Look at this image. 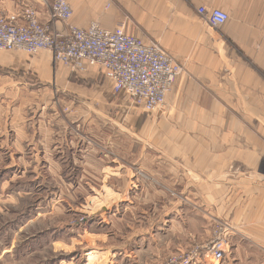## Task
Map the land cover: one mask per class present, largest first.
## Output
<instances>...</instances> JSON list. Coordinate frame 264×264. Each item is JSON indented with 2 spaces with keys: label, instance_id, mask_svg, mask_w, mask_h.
I'll return each mask as SVG.
<instances>
[{
  "label": "crops",
  "instance_id": "1",
  "mask_svg": "<svg viewBox=\"0 0 264 264\" xmlns=\"http://www.w3.org/2000/svg\"><path fill=\"white\" fill-rule=\"evenodd\" d=\"M68 2L70 25L124 27L131 36L158 43L185 73L165 105L148 113L127 94L116 95L110 80L91 86L72 83V71L55 64L49 52L33 57L0 52L1 187L13 181L22 164L40 168L43 161L57 178L55 170L66 166L65 157L75 167L86 163L92 170L88 180L95 173L104 175L96 199L104 200L105 212L116 217L114 230L121 240L111 242L101 230H85L82 241L63 243L61 264H90V256L97 254L106 261L100 258L95 264H161L193 244L207 243L218 219L236 231L222 264H264V0ZM27 5L49 22L45 0H0V16ZM202 7L222 10L229 19L213 29L199 14ZM51 27L67 33V25ZM99 72L86 66L81 79L94 82ZM96 103L117 108L113 119L126 127L118 133L128 137V159L114 161L112 173L106 171L103 148L99 157L88 159L94 149L85 146L84 123L74 127L75 122L104 118L103 111H87L88 104ZM73 133L82 138L74 141ZM28 149L30 161L20 154ZM77 151L79 159L73 156ZM110 178L113 188L107 185ZM91 204L86 208L91 210ZM106 222L103 217L97 226L106 227ZM202 264L212 262L205 258Z\"/></svg>",
  "mask_w": 264,
  "mask_h": 264
},
{
  "label": "rangeland",
  "instance_id": "2",
  "mask_svg": "<svg viewBox=\"0 0 264 264\" xmlns=\"http://www.w3.org/2000/svg\"><path fill=\"white\" fill-rule=\"evenodd\" d=\"M54 62L55 64H61L55 60ZM82 74L81 71L72 72L70 74L72 83H82L85 86L86 83H90L89 86H91L92 83L101 84L106 79L100 71L99 75L94 78V82L88 80L86 82L81 79ZM27 78L30 79V76ZM34 82L41 83L37 79H34ZM115 94L119 93L115 92ZM129 100L131 101L130 98ZM88 105V109L84 106L83 108H86L90 113L103 111L105 114L104 118L102 116L99 122L93 118L75 122L74 127L84 123L81 125L83 128L82 134L85 136V141L84 138L83 141L85 146L94 149L88 155V159L99 157L103 148L106 171L112 173L114 161H118L120 157L123 160L128 159V137L122 131L121 135L118 133L119 128L123 129L126 127L121 122L119 124L118 121L113 119L114 112L118 111L117 108L113 109L110 105L102 106L97 103ZM80 110L78 109V111ZM63 111L69 110L63 109ZM83 112H85V109H83ZM78 117H80V114L73 116V121ZM80 138L82 137L73 133L74 141ZM98 145L100 150H97ZM28 151L20 153L22 155L21 158L24 157L29 160V157L32 156V150L28 149ZM29 153L30 156L28 157L27 154ZM44 153V151H41L40 154L43 155ZM74 155L77 158L80 157L78 151L74 152ZM66 156H69V153H66ZM65 158L68 166L66 164V166L60 167L61 169L55 170L57 178H54V168L49 169L41 160L42 166L40 168L23 167L22 164L17 171L13 172L12 182L6 183L2 187L0 185V264H61L65 256L62 250L64 244H68L72 240L82 241L85 230L97 232V234L101 230V235H109L111 242L113 240H121V236L117 235L114 230L116 217L110 215L111 213L105 212L103 208L104 200L101 198L100 200L96 199L98 196L97 192L103 191L104 175L98 177L97 173H95V176L90 177L88 180L86 174L87 172L91 173L92 170L87 168L86 163L83 161L84 158H81L85 164V166L82 165L83 167H75L72 164L73 160L70 162V157L69 159L68 157ZM0 170H2L1 167ZM22 172L25 173L24 176H20ZM14 175L16 176L14 177ZM66 175H68V182H65L64 179L62 180ZM107 185L109 188H113V185H115L113 184V178L107 180ZM16 189L21 190V192L16 191ZM100 196L103 198L102 192ZM88 197L91 198L87 199ZM88 202L93 203L91 204L92 207H88L91 210L86 208ZM109 203L112 202L109 201ZM103 217L108 220L106 222L107 225L106 227H98L97 224L100 223V220H103ZM218 229H222L227 233L226 239L229 245L227 257L231 254L232 237L235 236L236 231L230 223L218 219L213 224L211 239L207 243L193 244L183 252L169 255L161 264H165L173 257L185 256L196 247L207 245L213 240ZM86 237L88 240L93 239V237L96 238L88 235ZM100 258L103 262L106 261V259L103 260L97 254L90 256L89 263L95 264L100 261ZM205 258L202 257V260ZM209 261L212 264H222L213 261L211 258ZM77 262L79 261L77 260Z\"/></svg>",
  "mask_w": 264,
  "mask_h": 264
},
{
  "label": "built area",
  "instance_id": "3",
  "mask_svg": "<svg viewBox=\"0 0 264 264\" xmlns=\"http://www.w3.org/2000/svg\"><path fill=\"white\" fill-rule=\"evenodd\" d=\"M45 1L50 7L48 23L42 22L30 5L18 13L0 16V52L22 51L32 57L49 52L72 72H84L86 66L98 67L113 82L116 93L127 94L148 113L165 105L185 68L158 43L131 36L124 27L108 30L95 22L87 29L77 28L70 25L73 11L68 0ZM198 12L213 29L229 19L218 9L202 7ZM55 23L67 25V33L54 32L51 25ZM226 234L218 229L207 245L165 264H201L202 257L223 263L229 250Z\"/></svg>",
  "mask_w": 264,
  "mask_h": 264
}]
</instances>
